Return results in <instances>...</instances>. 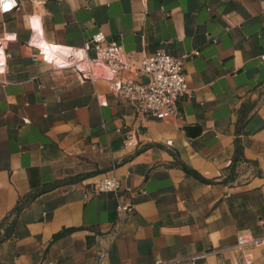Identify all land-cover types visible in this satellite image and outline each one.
<instances>
[{
	"label": "crops",
	"instance_id": "crops-1",
	"mask_svg": "<svg viewBox=\"0 0 264 264\" xmlns=\"http://www.w3.org/2000/svg\"><path fill=\"white\" fill-rule=\"evenodd\" d=\"M17 1L0 11V264L241 263L237 235L264 239V0ZM99 31L136 58L189 55L176 116L58 67ZM110 174L118 197L94 189ZM244 250L264 264V243Z\"/></svg>",
	"mask_w": 264,
	"mask_h": 264
},
{
	"label": "built area",
	"instance_id": "built-area-1",
	"mask_svg": "<svg viewBox=\"0 0 264 264\" xmlns=\"http://www.w3.org/2000/svg\"><path fill=\"white\" fill-rule=\"evenodd\" d=\"M5 4H10L11 7L5 8ZM16 6L17 0H0V11H10ZM82 50L84 67L79 64L58 67L74 68L83 80L96 82L97 79H105L111 92L128 100L139 117L151 116L167 120L177 115L180 98L192 95L184 71L185 59L189 55L177 58L164 49H159L152 55L145 54L136 58L133 52L125 51L120 41H109L102 31L85 42ZM125 142L131 145L132 137ZM94 189L97 192L114 193L118 197L121 181L115 174L106 175L94 183ZM134 208L132 202H118L117 211L122 221L133 213ZM263 243L264 239L239 233L237 248L243 255V261L239 264H251V259L244 252L247 246H259ZM46 264L56 263L49 261ZM156 264L165 263L157 261Z\"/></svg>",
	"mask_w": 264,
	"mask_h": 264
},
{
	"label": "trees",
	"instance_id": "trees-1",
	"mask_svg": "<svg viewBox=\"0 0 264 264\" xmlns=\"http://www.w3.org/2000/svg\"><path fill=\"white\" fill-rule=\"evenodd\" d=\"M238 155H239V154H236L235 160H239V156H238ZM35 197H36V194L28 195V196L26 197V200H31V199H34ZM23 203H24V202L18 204V206H17L16 209H15V213H19V212H20V210L22 209V207H23V205H24ZM14 222H15V219H14ZM3 224H4V222L0 223V228H1V226H2ZM12 230H13V222H12L11 225L6 229L5 236H6V237L9 236V235L11 234ZM2 238H4V236H3V237H0V240H1Z\"/></svg>",
	"mask_w": 264,
	"mask_h": 264
},
{
	"label": "bare ground",
	"instance_id": "bare-ground-1",
	"mask_svg": "<svg viewBox=\"0 0 264 264\" xmlns=\"http://www.w3.org/2000/svg\"><path fill=\"white\" fill-rule=\"evenodd\" d=\"M65 55H66V58H68L69 56V53H65ZM84 56V55H83ZM83 56H81V57H79V58H76V64H79L81 67H84V63L82 62V59H83ZM64 64V63H63ZM69 64V62H67L66 64H64V65H68ZM57 65H58V63H57ZM61 66V65H60Z\"/></svg>",
	"mask_w": 264,
	"mask_h": 264
},
{
	"label": "water",
	"instance_id": "water-1",
	"mask_svg": "<svg viewBox=\"0 0 264 264\" xmlns=\"http://www.w3.org/2000/svg\"><path fill=\"white\" fill-rule=\"evenodd\" d=\"M69 54H71V53H69ZM69 57H71V55H69ZM188 129H197V131H199V132H201V129L199 128V127H197V126H187L186 127V130H188ZM211 182H213V181H211Z\"/></svg>",
	"mask_w": 264,
	"mask_h": 264
},
{
	"label": "clouds",
	"instance_id": "clouds-1",
	"mask_svg": "<svg viewBox=\"0 0 264 264\" xmlns=\"http://www.w3.org/2000/svg\"><path fill=\"white\" fill-rule=\"evenodd\" d=\"M4 7H5V8H9V7H11V6H9V5L5 4V5H4Z\"/></svg>",
	"mask_w": 264,
	"mask_h": 264
},
{
	"label": "snow or ice",
	"instance_id": "snow-or-ice-1",
	"mask_svg": "<svg viewBox=\"0 0 264 264\" xmlns=\"http://www.w3.org/2000/svg\"><path fill=\"white\" fill-rule=\"evenodd\" d=\"M7 5L11 6L10 4H7Z\"/></svg>",
	"mask_w": 264,
	"mask_h": 264
}]
</instances>
